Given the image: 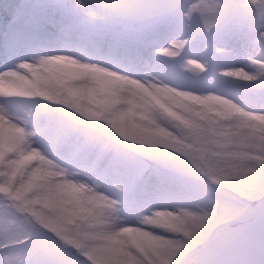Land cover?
I'll list each match as a JSON object with an SVG mask.
<instances>
[{
	"label": "clouds",
	"instance_id": "1",
	"mask_svg": "<svg viewBox=\"0 0 264 264\" xmlns=\"http://www.w3.org/2000/svg\"><path fill=\"white\" fill-rule=\"evenodd\" d=\"M53 7L0 69V264H264V0Z\"/></svg>",
	"mask_w": 264,
	"mask_h": 264
},
{
	"label": "rangeland",
	"instance_id": "2",
	"mask_svg": "<svg viewBox=\"0 0 264 264\" xmlns=\"http://www.w3.org/2000/svg\"><path fill=\"white\" fill-rule=\"evenodd\" d=\"M61 0H0V69L5 65L8 42L16 29L48 28L60 19L64 10L53 5ZM20 19L13 21V16ZM0 89L12 91L10 82H0Z\"/></svg>",
	"mask_w": 264,
	"mask_h": 264
}]
</instances>
